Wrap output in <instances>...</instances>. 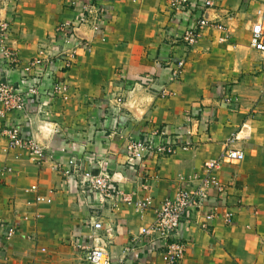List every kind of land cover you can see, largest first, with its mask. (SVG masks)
Listing matches in <instances>:
<instances>
[{
	"label": "crops",
	"instance_id": "1",
	"mask_svg": "<svg viewBox=\"0 0 264 264\" xmlns=\"http://www.w3.org/2000/svg\"><path fill=\"white\" fill-rule=\"evenodd\" d=\"M82 1L0 0V23L9 24L4 39L0 33V52L4 45L16 58L5 65L10 81L23 78L39 51L60 52L56 27L76 19L72 4ZM212 1L206 15L226 26L228 38L221 41L220 30L205 28L190 46L181 38L197 17L189 4L181 9L173 0H103L106 20L96 31L79 29L87 45L76 47L74 64L66 71L60 62L51 66L63 87L49 106L31 112L29 122L21 113L0 117V233L7 224L18 228L0 252V264H89L83 246L92 242L81 224L94 214L104 225L100 244L117 260L155 219V207L195 173L203 175L204 163L218 158L235 133L239 139L230 147L244 150V158L214 170L225 192L211 188L207 207L185 222L181 238L187 249L180 264H264V54L251 48L250 31L239 39L264 0ZM180 59L186 64L182 77L169 83L168 95L158 94L153 86L160 70ZM14 117L21 119L24 137L45 147L42 162L8 148L3 132ZM154 127L181 133L191 144L145 160L155 206L143 215L130 206L101 208L81 177L64 173L97 172L104 164L125 190L141 192L140 178H125L127 145ZM32 184L51 201L35 202V192L27 190ZM226 206L233 212L228 223ZM212 208L217 215L203 227ZM145 241L137 238L124 264H164L160 251L138 248Z\"/></svg>",
	"mask_w": 264,
	"mask_h": 264
},
{
	"label": "built area",
	"instance_id": "2",
	"mask_svg": "<svg viewBox=\"0 0 264 264\" xmlns=\"http://www.w3.org/2000/svg\"><path fill=\"white\" fill-rule=\"evenodd\" d=\"M103 0H83L77 7V18L58 24L56 33L61 41L62 48L57 54H52L44 50L39 51L38 55L29 61L25 68L23 78L19 82H12L6 75L5 65L15 63L16 58L3 45L0 52V117L10 118L11 114L21 113L25 116V121H30L29 115L34 111H42L54 100V96L59 87H63L61 77H55L53 67L56 62H60L63 71L69 69L75 62L76 47L80 44L87 45V41L80 38L78 31L82 26H88L96 31L106 20V9L102 5ZM174 4L181 9L189 4L190 9L196 11L195 22L187 27L181 38L183 41L194 46L202 35L205 28L214 27L223 34L221 41L228 38L226 26L220 22L210 20L207 15V9L213 7L212 0H194L193 5L190 0H173ZM181 6V7H180ZM193 6V7H192ZM9 31L8 22L0 23L1 38L4 39ZM250 46L256 51L264 54V6L256 10L255 20L250 28ZM185 60L180 59L167 63L166 67L160 70L158 75L159 84L153 88L166 96L169 94V83L179 80L185 69ZM42 67L43 71L35 73L34 70ZM167 73V78L162 72ZM50 82L49 85H46ZM118 104L122 103V97H117ZM191 120V119H190ZM12 124L6 125L4 136L7 140L8 148H17L28 151L30 156L38 163L45 158L46 150L36 138L24 137L22 135L23 126L21 119L14 117ZM186 134H191L188 131ZM181 133H169L164 128L154 127L148 133H145L139 139L132 140L127 145V173L125 178H140V190L127 191L120 184L116 174H113L106 165L101 164L97 172L92 169L77 170L66 169L67 175H77L81 177L78 181L82 188L87 189L98 202L101 208L107 206L112 211H118L125 206H130L138 213L143 215L146 210L155 206L154 198L150 193L148 183L149 174L143 173L144 162L149 157L159 155H170L176 152L178 148L188 149L191 141L184 140ZM239 139L238 133L233 134L226 141V148L216 159L208 160L204 163V174L195 173L193 179L188 183L178 186L173 193L166 196L160 204L155 207V219L143 225L140 228L139 236L135 237L131 244L125 248L124 255L115 260L101 243V234L99 231L104 228L101 219L97 214L92 215L88 220L81 224L82 234L91 238L90 245L77 244L78 247H86L87 261L89 264H124L126 256L136 250L137 238L141 242L138 246L146 247L148 251L161 252L164 264H180L183 259L187 246L181 238V232L185 222L196 211L204 210L208 205L209 191L216 188L220 193L225 192L226 187L215 176L214 170L222 163H237L244 158V150L230 147ZM120 179L123 176L120 175ZM187 182V181H185ZM28 191L35 192L34 201L50 202L51 198L40 193L38 186L32 184ZM216 208V207H215ZM215 208H212L205 214L203 227L208 226V222L216 215ZM225 222H231L233 212L226 206L222 214ZM111 230V228H109ZM18 231L17 225L7 224L0 233V252L6 250L7 241H9ZM144 245V246H143ZM137 248V249H138Z\"/></svg>",
	"mask_w": 264,
	"mask_h": 264
},
{
	"label": "rangeland",
	"instance_id": "3",
	"mask_svg": "<svg viewBox=\"0 0 264 264\" xmlns=\"http://www.w3.org/2000/svg\"><path fill=\"white\" fill-rule=\"evenodd\" d=\"M259 6V5H258ZM257 7V6H256ZM258 8V7H257ZM195 20V19H194ZM252 21H253V19H251V23H252ZM247 31H250L249 29H248V26H246L245 28H244V30L243 29H241V31H240V34H239V39H240V41H241V39H242V37H244V39H245V34H247ZM201 38V37H200ZM248 42H249V40H248ZM247 45H248V43H247ZM258 53V52H257ZM251 56H248L246 59H248V58H250Z\"/></svg>",
	"mask_w": 264,
	"mask_h": 264
}]
</instances>
